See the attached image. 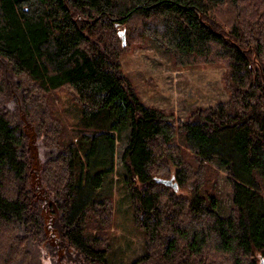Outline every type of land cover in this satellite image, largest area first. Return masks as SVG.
Here are the masks:
<instances>
[{"label":"trees","instance_id":"trees-1","mask_svg":"<svg viewBox=\"0 0 264 264\" xmlns=\"http://www.w3.org/2000/svg\"><path fill=\"white\" fill-rule=\"evenodd\" d=\"M146 38L179 67L223 66L229 100L185 121L144 103L120 57ZM58 93L81 108L73 135ZM127 127L124 185L146 236L132 264H258L264 0H0V264H108L113 200L100 188ZM214 158L233 190L225 217ZM171 176L179 191L155 181Z\"/></svg>","mask_w":264,"mask_h":264},{"label":"rangeland","instance_id":"rangeland-1","mask_svg":"<svg viewBox=\"0 0 264 264\" xmlns=\"http://www.w3.org/2000/svg\"><path fill=\"white\" fill-rule=\"evenodd\" d=\"M120 63L144 103L172 114L180 121H185L197 107H211L230 98V92L223 82V66L179 67L174 62L171 50L153 38H146L142 43L134 45L130 52L120 57ZM55 105L56 114L69 128L68 134L73 135L81 120L80 106L69 93L55 95ZM107 120L103 121L104 125ZM115 134L114 170L105 174L100 188L102 197L108 196L113 200L107 262L132 264L145 255L146 236L134 223L130 197L124 185L127 171L121 156L128 143L130 127L116 131ZM176 143L180 147L184 145L178 134ZM210 164L217 170V174L214 187L210 185L209 189L216 190L215 210L225 217L231 214L233 208V190L225 165L218 158H214ZM164 179H171L176 188L171 187L179 191L173 176ZM44 264H48V259L44 260Z\"/></svg>","mask_w":264,"mask_h":264},{"label":"water","instance_id":"water-1","mask_svg":"<svg viewBox=\"0 0 264 264\" xmlns=\"http://www.w3.org/2000/svg\"><path fill=\"white\" fill-rule=\"evenodd\" d=\"M155 181L158 182V183H163L165 185H169V186H172L173 188L175 187L176 188V184L172 183L171 179H164V178H161V177H155ZM264 263V258H260V261L258 264H263Z\"/></svg>","mask_w":264,"mask_h":264}]
</instances>
